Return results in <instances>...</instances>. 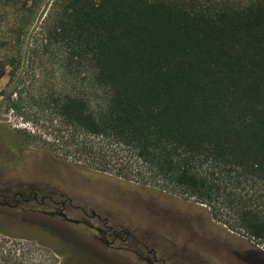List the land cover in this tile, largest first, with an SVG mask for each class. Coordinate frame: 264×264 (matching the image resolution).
<instances>
[{"label": "trees", "instance_id": "obj_1", "mask_svg": "<svg viewBox=\"0 0 264 264\" xmlns=\"http://www.w3.org/2000/svg\"><path fill=\"white\" fill-rule=\"evenodd\" d=\"M49 5V39L67 63L92 68L104 102L53 93L42 135L25 136V147L1 138L2 171L14 173L33 148L93 176L205 205L231 182L264 187V0ZM241 202L242 227L264 242V211ZM33 253L0 232V264L58 263L57 253Z\"/></svg>", "mask_w": 264, "mask_h": 264}, {"label": "rangeland", "instance_id": "obj_2", "mask_svg": "<svg viewBox=\"0 0 264 264\" xmlns=\"http://www.w3.org/2000/svg\"><path fill=\"white\" fill-rule=\"evenodd\" d=\"M53 1L0 0V64L6 66L0 81V143L4 139L6 147L13 141L25 147V136L44 133L48 113L42 109L53 93L84 97L92 106L104 102L106 92L94 82L92 68L67 63L62 46L49 39L47 14ZM27 150V161L14 173L0 168V189L28 193L32 188L39 198L47 193L60 202L71 200L79 210L71 209L70 218L82 219V210L90 216L95 212L107 220L108 228L131 234L126 243L118 240L110 248L83 223L0 207V232L31 245L33 258L57 253V264H146L134 252L147 255L148 246L167 264H249L234 252L264 253V242L242 227L237 208L240 200L264 211L261 184L231 182L225 195L205 205L190 194L168 196L119 184L40 150ZM228 193L235 203L228 201ZM31 206L38 209L37 204ZM43 210L54 209L49 204Z\"/></svg>", "mask_w": 264, "mask_h": 264}, {"label": "flooded vegetation", "instance_id": "obj_3", "mask_svg": "<svg viewBox=\"0 0 264 264\" xmlns=\"http://www.w3.org/2000/svg\"><path fill=\"white\" fill-rule=\"evenodd\" d=\"M13 188H4L0 189V202H9L12 206L17 205L16 208L11 209H20L24 212H32L34 214H40L44 215V208H46L49 204L53 206L52 212L57 211H63L68 218L70 210L73 211L79 210L76 207L72 206L71 200H65L63 202L55 200L52 196L49 194H44L41 196V198H46L44 203L41 202V198H39V192L38 190H33L32 188L28 191V193L23 190L19 189L18 191H13ZM16 189V188H15ZM38 196L40 203L34 200V197ZM29 201V202H27ZM49 203V204H48ZM37 204L38 209H34L31 205ZM83 218L78 219L81 223L86 225L89 229L92 231H96L100 234V239L110 248H114V244L116 241L120 240L123 243H126L128 238H130L131 234L127 231L117 232L115 230H112L111 228H108V222L107 220H102L100 216L93 217L92 215H88L85 211L82 210ZM95 213V212H93ZM45 216V215H44ZM52 218V217H50ZM55 218V217H53ZM62 218V217H59ZM65 220L64 218H62ZM73 219V218H70ZM77 220V219H74ZM66 221V220H65ZM109 239H112V241H109ZM148 254L144 255L139 252H134L133 250H130L131 252H134L135 255L139 257L140 260L145 262L146 264H167V260L164 258L158 257V252L154 248H149L148 246L144 247ZM249 252H244V254H241L239 252H234L237 256H239L240 259H244L249 264H264L262 262L264 260V253L258 252L256 249H249ZM152 256V258H151ZM172 261L173 259L170 258ZM177 264V263H174ZM184 264V263H181ZM188 264V263H187Z\"/></svg>", "mask_w": 264, "mask_h": 264}, {"label": "water", "instance_id": "obj_4", "mask_svg": "<svg viewBox=\"0 0 264 264\" xmlns=\"http://www.w3.org/2000/svg\"><path fill=\"white\" fill-rule=\"evenodd\" d=\"M45 199H46L45 197L44 198H41V202L44 203ZM34 200L37 201L38 203H40L38 196H35L34 197ZM27 202H29V201H27ZM0 207L16 208L17 205L12 206L9 202H0ZM43 214L45 216H47V217H52V218L53 217H62L68 223H72V224H76V225L81 224V222L79 220H74V219L68 218L63 211H57V212L56 211L55 212H52V211H44ZM92 216L93 217H96L97 214L96 213H93ZM112 243H113V241H112Z\"/></svg>", "mask_w": 264, "mask_h": 264}]
</instances>
